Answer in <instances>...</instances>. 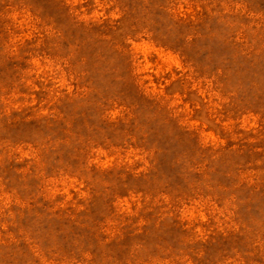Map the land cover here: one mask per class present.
Segmentation results:
<instances>
[{
  "label": "rangeland",
  "instance_id": "rangeland-1",
  "mask_svg": "<svg viewBox=\"0 0 264 264\" xmlns=\"http://www.w3.org/2000/svg\"><path fill=\"white\" fill-rule=\"evenodd\" d=\"M0 264H264V0H0Z\"/></svg>",
  "mask_w": 264,
  "mask_h": 264
}]
</instances>
